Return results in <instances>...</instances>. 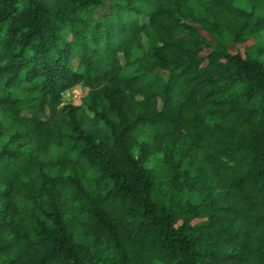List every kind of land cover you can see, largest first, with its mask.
Segmentation results:
<instances>
[{"label":"trees","instance_id":"obj_1","mask_svg":"<svg viewBox=\"0 0 264 264\" xmlns=\"http://www.w3.org/2000/svg\"><path fill=\"white\" fill-rule=\"evenodd\" d=\"M0 264H264V0H0Z\"/></svg>","mask_w":264,"mask_h":264},{"label":"rangeland","instance_id":"obj_2","mask_svg":"<svg viewBox=\"0 0 264 264\" xmlns=\"http://www.w3.org/2000/svg\"><path fill=\"white\" fill-rule=\"evenodd\" d=\"M89 92V88H87L85 85L78 84L64 93L63 102L64 104L73 103L75 105H82L89 99ZM69 156H76V154L65 149L54 148L49 154L44 155L43 158L61 159Z\"/></svg>","mask_w":264,"mask_h":264}]
</instances>
